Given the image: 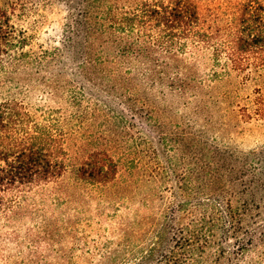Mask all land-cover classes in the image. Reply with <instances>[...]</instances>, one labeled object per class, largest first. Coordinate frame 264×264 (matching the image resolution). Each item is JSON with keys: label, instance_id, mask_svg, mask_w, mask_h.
<instances>
[{"label": "trees", "instance_id": "1", "mask_svg": "<svg viewBox=\"0 0 264 264\" xmlns=\"http://www.w3.org/2000/svg\"><path fill=\"white\" fill-rule=\"evenodd\" d=\"M74 7L63 46L38 51L0 1L1 259L5 241L18 240L16 233L4 229L23 201L68 170L67 133L57 119L31 110L18 97H1L11 83L20 82L17 76L55 68L50 79L59 82L61 75L71 74L76 100L92 94L89 83H100L106 66H112L129 75H120L121 82L116 76L108 92L137 85L146 94L156 85L186 92L196 80L188 59L210 51L215 64L225 55V72L229 66L254 69L262 81L255 111L264 119V0H82ZM69 62L74 63L71 68ZM121 96L127 97L124 101L131 98L124 91ZM149 99L145 95L146 103ZM206 144L193 145L195 162L183 173L181 192L149 231L148 243L127 253L111 249L102 253L103 260L90 264H208L210 253L214 264H241L256 238L264 239L259 220L264 209V144L240 154ZM119 170V160L108 149H95L78 165L76 176L102 187Z\"/></svg>", "mask_w": 264, "mask_h": 264}, {"label": "rangeland", "instance_id": "2", "mask_svg": "<svg viewBox=\"0 0 264 264\" xmlns=\"http://www.w3.org/2000/svg\"><path fill=\"white\" fill-rule=\"evenodd\" d=\"M0 1L39 51L63 46L69 15L82 0ZM219 61L215 64L210 51L188 59L196 80L186 92L166 85L148 87L147 94L140 85L108 92L116 76L129 75L112 66H106L100 83L87 81L92 94L76 100L71 74L64 73L59 82L50 79L55 68L17 76L20 82L11 83L1 97H18L31 110L57 119L67 133L68 170L23 201L4 229L16 233L18 240L5 241L2 252L7 258H0L1 264H90L103 260L102 253L111 249H138L148 243L152 226L181 192L183 173L195 162V143L217 144L239 154L263 145L264 119L255 111L262 81L254 69L229 66L225 72V55ZM123 91L129 101H124ZM145 95L150 96L147 103ZM104 148L119 160V173L107 186L86 184L76 168L89 152ZM262 217L264 223V209ZM261 238L241 264H264ZM214 261L210 253L206 262Z\"/></svg>", "mask_w": 264, "mask_h": 264}]
</instances>
